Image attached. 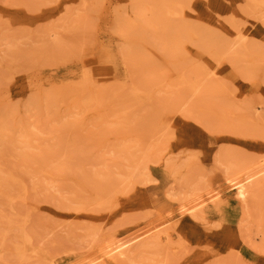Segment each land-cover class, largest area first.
<instances>
[{"label": "rangeland", "instance_id": "obj_1", "mask_svg": "<svg viewBox=\"0 0 264 264\" xmlns=\"http://www.w3.org/2000/svg\"><path fill=\"white\" fill-rule=\"evenodd\" d=\"M121 2L67 4L57 15L52 0H0V264H85L147 229L127 247L124 264H264V134L235 126L242 104L264 113V73L251 82L236 67L230 81L203 77L193 89L188 70L150 61L129 67V45L111 36ZM131 12L150 18L151 4ZM166 32L147 30L153 47H162ZM103 47L118 64L100 75L92 68L91 86L73 102L72 83ZM43 155L48 176L37 171ZM163 168L173 171L167 185ZM59 170L83 177L87 191ZM241 173L257 174L236 198L228 186ZM100 187L123 200L89 207L101 211L96 216L82 212ZM139 188L157 201L143 202ZM203 195L215 202L188 212ZM221 200L231 204L220 207ZM228 226L234 239L215 237ZM20 228L35 250L22 260ZM149 237L164 245L141 253Z\"/></svg>", "mask_w": 264, "mask_h": 264}, {"label": "bare ground", "instance_id": "obj_2", "mask_svg": "<svg viewBox=\"0 0 264 264\" xmlns=\"http://www.w3.org/2000/svg\"><path fill=\"white\" fill-rule=\"evenodd\" d=\"M59 2L55 14H65L67 4H76L86 6L88 0H52ZM121 6L116 13V23L111 36L120 40L123 44L129 45L126 48L124 61L129 67H138L143 61H150L154 64L163 66H172L180 70H188L186 75H190L192 85L200 83L203 77L217 78L225 82L235 76L234 68L242 69L240 73L243 77L251 82L260 80L264 73V0H122ZM149 2L151 4L152 16L146 18V15H135L131 10L137 8V5ZM177 19L175 23L170 20ZM162 27L167 28L166 38L161 41L162 47L156 49L152 46L150 36L147 30L158 32ZM135 47V50L131 46ZM101 53L94 57L90 67H84L80 70V75L71 85L75 89L73 102H81L85 92L92 84L90 78L91 69L95 72L102 70L97 75L102 74L104 70H111L116 67L119 58L108 48H101ZM169 58V59H166ZM128 63V64H127ZM88 66V65H87ZM96 68V69H95ZM170 77L169 75H166ZM264 83V79L261 80ZM61 94L55 90L53 95ZM133 97L142 100H150L151 96L146 91H134ZM53 99V98H50ZM41 101V100H40ZM242 109L238 111L237 129L240 132L247 133L248 129L257 133L262 131L264 134V113L255 114L254 106L241 105ZM252 107V108H251ZM246 110V111H245ZM264 110V109H263ZM78 124L71 123V126ZM25 134L29 135L30 142L35 140L28 126L23 128ZM69 143L66 142L64 147L67 148ZM34 158V157H32ZM49 156L43 155L44 163L37 168L39 174L43 176L51 175L47 161ZM160 176L163 184L167 185L172 177L173 171L168 168L160 169ZM60 174L65 175V179L73 181L75 184L82 185L84 182L76 174L69 171L59 170ZM255 174L241 173L239 177L230 180L228 189L233 192L237 198H243L246 190L245 184L250 181ZM17 184L23 185V180L13 179ZM82 192L87 191L88 184L84 183L81 188ZM23 192V188H22ZM26 191L24 192V194ZM137 194L141 195L142 201L154 204L157 199L151 197L146 189H137ZM123 193L120 191L112 192L108 188H98L96 192L90 195L89 204L84 203L81 211L91 216H96L99 212H93L89 207L96 205L99 210L111 202L114 206L123 200ZM205 195L199 196L193 201V205L187 209L193 212L202 208L203 205L215 202L216 195L204 198ZM23 198V194L20 195ZM13 200V199H12ZM140 200V198H139ZM231 203L227 200H221L220 207H228ZM217 205V204H216ZM217 205V206H218ZM216 206V207H217ZM86 210V211H85ZM71 212V211H70ZM103 214V211H102ZM151 229L132 233L123 237L115 243L103 255L85 264H124V257L129 244L134 243L149 233ZM215 237L232 240L235 237L234 228L228 226ZM19 238L20 245L16 248L17 256L22 260L26 253L34 252L32 249L33 239L31 235L20 228ZM164 245L163 240L158 237H149L143 242L141 253L150 250H159ZM247 251V250H246ZM253 258V253L250 252ZM129 256V255H128ZM127 257V256H126ZM125 257V258H126ZM245 255V258H250Z\"/></svg>", "mask_w": 264, "mask_h": 264}]
</instances>
